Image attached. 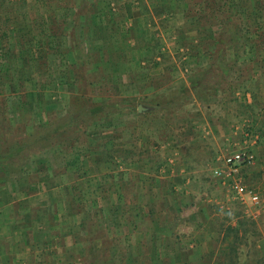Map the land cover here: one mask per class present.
Listing matches in <instances>:
<instances>
[{"label": "crops", "instance_id": "1", "mask_svg": "<svg viewBox=\"0 0 264 264\" xmlns=\"http://www.w3.org/2000/svg\"><path fill=\"white\" fill-rule=\"evenodd\" d=\"M97 3L100 6V12L107 9L104 6L105 0H90L89 6L93 15L98 13ZM151 5L149 10L154 19L153 25L149 22H140V12L124 22L128 25L127 28L124 26L120 28L121 23L114 19L109 22L110 20L96 18L99 21L95 22L92 33L94 28L98 30V39L90 42V46L92 44L96 47L101 46V48L103 46V49L108 53L107 58L101 54L99 63L102 64V61L111 63V70L102 69L104 71L101 76L102 84L105 79V82L116 85L117 90L125 94L126 97L123 96V99L128 103V108L136 100L135 112H130L133 122L127 123L124 131L131 135L134 130L140 133L137 134L134 142L127 144L123 142V136L117 131L114 134V139L108 142L105 148L100 149V152L88 150L95 145V142L88 136L86 139L88 142L85 145H76L81 147L80 151L75 146L78 151L74 155L68 153L58 163L53 161L46 163L43 154L34 155L29 161L15 159L12 165L5 161L0 163V264H81V258L76 253L81 252V255L85 252L89 242L87 244L84 241L79 242L76 238V229L71 224L77 223V221L80 224L85 216L87 218L90 216L87 213L77 212L78 204L81 203L79 193L83 189V183L81 182V187L79 185L78 174L82 173H86L92 178H98L91 181L90 187L92 188H95L97 182L104 185L109 181V177H117L115 183L108 182L106 188H102L103 190L96 197V201L93 200L92 203L88 201L91 209L101 207L102 219L113 223L105 225V229L95 227V231L89 233V236L100 238L105 234V238L113 240V247L110 248L109 245L104 246L105 244L92 240L91 246H89L91 252L98 253L100 256L106 254L109 249L111 253L124 254L127 252L126 258H124L125 262L118 261L120 264H141L138 262V259L143 257L140 254H144L143 259L146 264H249L247 261L238 263L233 260L236 259L234 250L238 246V251H241L242 243L234 245L235 243H232L234 239L231 235L226 236L223 228L213 232L212 229L215 225L212 223L218 219L213 208L225 207L228 213L242 212L244 216L254 220L263 217L264 211L250 204L247 205L248 207L243 206L234 196L230 197L232 201L227 198L229 202L220 201L219 195L217 198L211 196L206 200L202 199L200 204L194 202V193L189 189V173L183 163H178L179 150L171 137L166 140V142L170 141L166 143V146L172 148L171 152L167 153L159 163H153L154 166H151L146 155L140 156L141 146L143 147L144 143L150 139L148 134L154 129L139 128L138 122L148 119L154 121L162 116L158 114H169L170 111H175L181 103L176 94L178 93L176 88L184 83L185 77L176 84L173 80L174 83L170 85L166 84L167 79L159 78L164 75V66L178 65V62L170 61L165 55L171 54V49L174 47L177 50L189 48L192 58L198 57L193 52L197 49L199 38L193 26L191 27L184 20L182 2L170 0L166 6H172L171 10L154 1ZM2 35L5 36V34ZM155 42L159 44V53L155 51L153 55L149 53L144 55L143 52L145 53L148 46ZM143 56L149 60L144 62ZM185 58L186 55L183 53L179 60L182 59L185 65H189ZM254 69L251 66L246 68L244 64L242 71L247 73L249 80L260 77L261 84L256 91L250 84H247L249 82L241 88L229 87L234 94V100L242 96L250 106V110L253 109V106L264 109L263 75L260 70ZM132 71L133 73H131ZM231 75L237 76L236 73ZM182 86L185 87L186 84ZM241 89H244L242 94L238 92ZM193 90L195 89L193 88ZM218 91L222 93L224 90L219 89ZM196 93L194 92L193 97L203 104V100L198 99ZM127 97L128 99L125 100ZM107 100L106 98L104 102L103 99L102 105L108 111ZM28 106V102L22 104L18 102V105L14 106L17 119L23 120L22 110ZM39 106H41L40 102L38 105H34L36 110ZM197 106L200 110L201 106L199 104ZM26 110L28 111V108ZM105 114L107 118L108 115ZM112 115L115 117L114 120L121 118L119 113H112ZM249 116L252 115L249 114ZM105 121L112 123L111 119ZM118 121L116 120V122ZM246 122L241 130L234 132L235 135L232 138L223 134L222 138L228 141L226 142L227 147L216 153L210 172L212 183L217 188L218 186L222 187L225 193V191H232L230 185L238 179L264 195V184L262 186L253 185L249 182L246 169L252 167L255 163L254 159L251 163L240 166L238 172L230 176L224 173L222 175L214 173L216 168H225L227 172L225 164L217 159L220 155L247 148L253 152L255 158L260 144L264 145V142L262 143L264 124L261 122L257 131L252 130ZM99 123L97 121L90 126L94 125V128L95 124L97 127ZM222 125L218 126L219 130L223 127ZM26 128V130L29 129L28 124ZM202 129L208 133L207 126H202ZM253 131L259 134L255 142H251L253 136L256 135ZM246 132L251 134V138L248 140L245 138ZM236 136H239V143L233 142ZM93 139L95 140V138ZM137 140L141 141L140 144L136 142ZM5 147L7 145L0 147V151L1 148H4L3 151H7ZM16 147L19 151L25 148L22 145L20 148ZM174 159L178 162H175ZM60 163L62 172H59V167L56 168ZM120 164L123 169L119 168ZM50 180L53 181L52 186ZM75 182L77 186L74 185ZM72 185L75 188H72ZM62 191H65L66 194L63 195ZM204 201H207L206 205L202 203ZM224 203L226 206H223ZM228 203L236 204L235 208L229 207ZM17 205H20L21 211L17 210ZM189 209L192 210L189 211ZM62 210L64 212L67 210L63 214L65 217L62 216ZM236 220L237 218L233 219L231 224ZM210 224L212 225L210 226ZM98 233L99 235H97ZM79 234H82L81 231ZM231 243L233 249L230 253V260L226 259L222 263L219 258H228L224 255L229 251ZM62 246L64 250L60 251ZM255 246H257V253L263 256L264 236L257 241ZM60 252L64 253L63 257L59 254ZM106 260H108V256ZM93 262L94 264L99 263L97 256ZM100 264H102L101 261Z\"/></svg>", "mask_w": 264, "mask_h": 264}, {"label": "rangeland", "instance_id": "2", "mask_svg": "<svg viewBox=\"0 0 264 264\" xmlns=\"http://www.w3.org/2000/svg\"><path fill=\"white\" fill-rule=\"evenodd\" d=\"M89 2L90 0H0V69L3 66V70H0V147L12 145L17 140V146L22 145L25 147L21 150L22 152L26 154L37 152L35 154L38 156L44 155L46 163L52 161L58 163L68 153H73L74 155V151L77 150L75 146L77 144L85 145L88 142L86 140L88 136L92 135L96 137L97 135L99 139L94 142L99 141L102 143L103 136L108 137V135L112 134L113 140L114 134L119 131V134L123 136V142L128 144L129 142H134L137 134L140 133L134 130L131 135L129 132L124 131L127 123L131 124L133 122L130 112H135L136 100L131 103L130 111L128 103L123 99L125 94L120 93L116 85H111L107 81L105 82V79L104 84H102L101 76L104 73L103 70H111V63H106L105 61L102 64L99 63L101 54L107 58L108 53L103 49V46L102 48L101 46H97V48L93 44L90 46V42L98 39V30L94 28L92 33V28L100 18H103L105 21L110 20L109 22H112L111 20L114 19L121 23L119 25L120 28H123V26L127 28L128 25L124 22H127L129 18L136 16L140 12L139 21L149 22L153 25L154 19L151 17L149 10V6H152L153 0H105L104 6L105 9L107 8L106 11L100 12V6L97 3L98 7L96 8L99 15L98 13L96 14L97 16L94 14L95 17L93 12H91ZM101 9L104 8L101 7ZM11 26L13 27L9 29ZM2 34H5V36ZM49 47L52 49H49ZM183 53L186 55L189 65H185L184 60H179ZM171 54L165 56L170 61L178 62V65H174L173 67H169V65L164 66V75L159 78L167 79L166 84L169 83L170 85L174 82L175 84L178 83V81H181L185 77L183 84H186V86L183 87L182 84L176 88L178 91L176 94L179 96L182 104L180 103L178 108L175 111H170L169 114H158L162 116L154 121L148 119L147 121L143 120L144 122H138L139 128L154 129L148 134L150 139L145 143L142 141L144 146L140 148V156L146 155L151 166L159 163L160 160H163L162 158H165L167 153L171 152L172 148L166 146V143L170 142H166V140L171 137L179 150L177 154L179 162L175 161V159L174 161L183 163L189 173L190 188H188L194 193V202H199L200 204V200H206L211 198V196H216L217 198L218 195L220 201H227V198L231 199L230 197H233V195L231 192L225 191L224 193L222 187L218 186L217 188L213 185L210 173L214 165L216 153L227 147L226 142L228 141H225L222 136L224 134L232 138L235 135L234 132L241 130L246 121L252 130L259 129V124L261 122L264 124V109L253 106V109L250 110V106L244 101L242 96L234 100V94L229 87L231 86L229 82L234 77L230 74L231 72L225 76L220 85L216 86L213 82H217L220 78L222 79L224 74H221V70H216L212 74L207 72V74L202 75L203 69L207 67L209 62L207 59L202 56L194 57L195 59L192 58L189 48L177 50V48L173 47ZM25 59H28L29 63L24 62L23 60ZM8 65L10 69L4 73V67H8ZM67 65H76V71L83 76L82 84L77 89H70L67 87V84H61L59 87L57 83H49V73L61 72ZM241 72L242 84L244 85L249 82L247 84H250L256 91L261 84L260 80H257V78L249 80L247 79V73ZM166 76L168 77L166 78ZM199 77L203 80L201 81L202 84H198L199 88L202 85L205 87L203 104L200 100H196L193 97L196 91L193 90L194 87L191 82L197 81ZM262 79L264 85V76ZM173 80L174 82H172ZM35 89L41 93V106L36 110L34 105L29 103V106L26 107L28 111L26 108L22 110L23 120L17 119L14 106L18 105V102L22 104L23 102L27 103L33 100L29 94L34 92ZM219 89H223L224 91L220 93ZM243 91L244 89L238 90L241 94ZM106 98L109 103L108 111L102 105L103 99L105 102ZM35 100H37V104L39 97L37 96ZM197 104L201 106L200 110ZM31 107L34 108L30 109ZM80 108L87 109V112L95 108L96 111L94 113L86 112L87 114L82 115L78 120L74 119V117L71 119L73 114L78 112ZM127 111L128 113H125ZM105 113L108 115L107 118L105 117ZM112 113H119L121 118L116 119L119 120L118 122L114 120L115 117ZM249 114L252 116H249ZM106 119H111L112 123L108 121L104 122ZM97 121L100 122L97 129L96 127L93 128L94 125L90 126V124H94ZM27 124L29 126L28 132H31L32 127L36 126L37 131L35 133L39 134L41 138L46 136L47 139L34 147H32L33 145L27 146L29 143V140L27 141L28 132H26ZM220 124H223V127L219 130L218 126ZM62 126L63 128H61ZM202 126H207L208 133L203 131ZM253 133L259 137L257 132L253 131ZM234 138L233 142H240L239 136ZM30 142L32 143L31 138ZM136 142L140 144L141 141L137 140ZM263 142L264 137L262 139ZM254 162L252 167L246 169L249 182L253 183V185L262 186L264 184L263 144H260L258 147ZM117 163L120 162L117 161ZM60 165L61 163L56 168L59 167V172H62ZM119 168L123 169V166L120 164ZM82 175L85 177H82ZM78 178H80V187L81 182L83 183V188L91 185V181L88 179H91L92 176L82 173L78 174ZM108 180L109 183H115L117 177H109ZM74 185L77 186L76 182ZM103 187L104 189L106 188V182L102 187L100 186V188ZM62 193L63 195L66 194L65 191H62ZM100 194L87 195V200L92 203V200L96 201V197ZM80 198L81 200H85V197L82 198L80 196ZM202 203L206 205L207 201ZM83 204L84 213L95 217L97 228L105 229V225L113 224L102 219L101 207L98 206L95 209H91L89 202ZM223 206H226L225 203ZM228 206L235 208L236 204L228 203ZM212 208L213 205L211 206ZM21 209L20 205H17V210L21 211ZM192 209H189V211ZM213 209L218 217L212 223L215 225L212 229L213 232H217L219 228H223L226 235V228L228 226L240 224L241 222V226L237 232V235L241 237L239 238V242H235L234 245L242 243L243 247L241 251H238L239 249L237 248L239 247L237 246L234 250L236 259L233 260L238 263L247 261L249 264H264V255L260 256L257 253V246H255L257 241L264 236V216L258 220H254L246 215L244 216L242 212L236 211L237 213L235 214H232L233 212L228 213L225 207H214ZM66 212L67 210L65 212L62 210L63 217H65L63 214ZM236 218V222L231 224V221ZM71 226L76 229L77 240L79 242L84 241L87 244L89 241L83 239L86 235L84 232H87V230L83 229L78 224V221L77 223L73 222ZM80 231L83 235L79 234ZM229 235L232 238L234 237L233 233ZM102 238H105V234ZM91 242L87 244L85 252L81 254L82 256L80 255L81 252L76 253L81 258V264H93L96 256L98 264H100V261L102 264H120L118 261H121V263L125 262L124 258H126L127 252L124 254L118 252L111 253L109 249L106 254L100 256L98 253L95 254L89 250ZM106 242L103 243V245L105 244L104 246L109 245L110 248L113 247V240L109 238ZM61 243L63 244L62 241ZM61 249L60 251L64 250L63 246ZM59 254L62 257L64 255L62 252ZM107 256L108 260H106ZM140 256L144 257V254H140ZM143 257L139 258L138 262L146 264ZM226 259L230 260V258H219L222 263Z\"/></svg>", "mask_w": 264, "mask_h": 264}, {"label": "trees", "instance_id": "3", "mask_svg": "<svg viewBox=\"0 0 264 264\" xmlns=\"http://www.w3.org/2000/svg\"><path fill=\"white\" fill-rule=\"evenodd\" d=\"M156 4H160L161 6H166L170 0H153ZM176 1V0H174ZM183 4V17L186 23L193 26V29L196 30L197 37L199 38V43L196 46V51L193 52L194 55L202 56L207 59L208 65L202 71V75L210 73L212 74L216 70H221L222 79L213 83L218 86L221 84V81L225 78V76L231 72L230 74H235L237 76L232 77L229 83H231V87H244L241 80V72L244 68V64L246 68H255L254 70H260L262 75L264 76V0H179ZM168 10L173 9L172 6H166ZM108 14V13H107ZM108 17V16H107ZM106 17V18H107ZM108 19V18H107ZM159 44L155 42L152 45H149L143 54H151L156 51L158 52ZM49 49H52L49 47ZM144 57V56H143ZM143 59V58H142ZM149 59L145 56L143 61L147 62ZM242 60V61H241ZM24 62H28V59L23 60ZM32 61V60H30ZM104 63V61H102ZM48 67V66H47ZM76 65H67L65 69L61 72H50L48 78L51 83H57L59 87L61 84H67V87L70 89H77L78 86L82 84V77L76 71ZM96 68H98L96 66ZM52 71V69L49 67ZM1 71L3 70V66H1ZM9 70V65L4 69V73ZM35 71V70H32ZM68 71V72H67ZM57 74H59L57 76ZM9 76V75H8ZM257 80H260V77H256ZM256 78H253L255 80ZM252 79V78H251ZM56 81V82H55ZM202 78L199 77L197 81H192V86L196 90V95L198 99H204L205 87L202 85L199 88V85L202 84ZM259 82V81H255ZM199 84V85H198ZM200 89V90H199ZM217 92V88H216ZM30 98L33 100L29 101L33 105L36 104L35 99L37 96L39 97V101L41 103V93L37 92L36 89L34 92L30 93ZM37 102V105H38ZM103 108V107H102ZM95 108L90 109L88 112L94 113ZM87 109H81L78 112H75L71 119H80L82 115H86ZM2 113V111H1ZM77 115V117H76ZM70 117V116H69ZM76 117V118H75ZM8 127V125H7ZM96 127V124H95ZM31 128V127H30ZM63 128V126L61 127ZM98 126L96 127V129ZM11 129V128H10ZM12 132L11 130H9ZM33 131V133H32ZM32 131L28 132L29 143L27 146L32 147L40 144V142L45 141L47 137L41 138L39 134L35 133L37 131L36 126L32 127ZM39 132V131H38ZM35 133V134H34ZM112 134L108 135V137L102 138V143L99 141L95 142V145L88 149L90 151L100 152V149L105 148L108 142L112 140ZM92 141H95L98 138L89 136ZM30 138L32 143L30 142ZM95 138V140L93 139ZM106 138V139H104ZM101 139V138H100ZM17 140L14 141L12 145H7L5 147L7 151H3L4 148H1L0 151V163L7 162V164L12 165L15 159H23L31 160V157L36 155L37 152H32L26 154L22 151H19L16 147L18 145ZM79 141V140H78ZM105 141V142H104ZM16 142V143H15ZM24 143L26 141L23 140ZM53 144V143H51ZM78 147L79 151L81 147ZM20 148V145H19ZM85 149L88 147H84ZM77 149V148H76ZM78 149L76 151H78ZM74 151V153H76ZM41 168V167H39ZM82 177H85L82 175ZM101 178V177H100ZM97 180L98 178H89V181ZM109 181L106 182V184ZM50 184L52 186L53 181L50 180ZM102 184L97 182L95 188L84 187L81 191L80 196L85 197V200H81V203L78 204V213H84V204L88 202L87 195H95L97 193L102 192V188H100ZM72 188L75 186L72 185ZM93 201V200H92ZM80 226L87 230L86 235L84 236V240L91 242L92 240H96L98 243H104L108 240V238H100L96 236H89V233L95 231V227L97 226L96 219L93 215L88 218L85 216L84 219L81 220ZM241 226L240 224L230 225L226 228V236L230 233L234 234V242H239V237L237 235L238 229ZM99 235V233L97 234ZM106 237V236H105ZM225 238V237H224ZM104 239V240H103ZM227 239V238H226ZM230 244L229 251L224 255L231 257L233 244ZM100 255V254H99ZM94 261V260H93ZM94 264V263H93Z\"/></svg>", "mask_w": 264, "mask_h": 264}, {"label": "built area", "instance_id": "4", "mask_svg": "<svg viewBox=\"0 0 264 264\" xmlns=\"http://www.w3.org/2000/svg\"><path fill=\"white\" fill-rule=\"evenodd\" d=\"M246 140L251 138V134L249 132L245 133ZM257 135L253 136L251 142H255ZM250 142V141H249ZM248 143V141H246ZM218 160L222 161L227 168V172L225 168H216L214 169V173L217 175H222L223 173L226 175H232L238 172L240 166L244 164L251 163L254 159V154L251 150L239 149L232 153H226L220 155ZM232 191L231 194L239 201L243 206L248 207L247 205H253L257 209L264 211V195L260 194L254 188L245 185L238 179L234 180V182L230 185Z\"/></svg>", "mask_w": 264, "mask_h": 264}]
</instances>
